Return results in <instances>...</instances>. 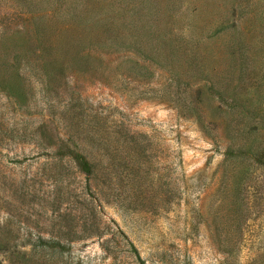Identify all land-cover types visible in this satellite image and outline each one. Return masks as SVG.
I'll list each match as a JSON object with an SVG mask.
<instances>
[{"label": "rangeland", "instance_id": "obj_1", "mask_svg": "<svg viewBox=\"0 0 264 264\" xmlns=\"http://www.w3.org/2000/svg\"><path fill=\"white\" fill-rule=\"evenodd\" d=\"M0 264H264V0H0Z\"/></svg>", "mask_w": 264, "mask_h": 264}, {"label": "trees", "instance_id": "obj_2", "mask_svg": "<svg viewBox=\"0 0 264 264\" xmlns=\"http://www.w3.org/2000/svg\"><path fill=\"white\" fill-rule=\"evenodd\" d=\"M73 158L77 161L83 171L91 172L93 170V165L90 161L81 153L73 152Z\"/></svg>", "mask_w": 264, "mask_h": 264}]
</instances>
